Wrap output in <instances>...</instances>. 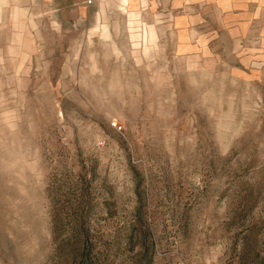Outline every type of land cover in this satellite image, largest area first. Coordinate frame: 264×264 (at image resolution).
Returning <instances> with one entry per match:
<instances>
[{"label":"rangeland","instance_id":"374dc122","mask_svg":"<svg viewBox=\"0 0 264 264\" xmlns=\"http://www.w3.org/2000/svg\"><path fill=\"white\" fill-rule=\"evenodd\" d=\"M140 3L0 2V264H264V0Z\"/></svg>","mask_w":264,"mask_h":264},{"label":"crops","instance_id":"0c3cea01","mask_svg":"<svg viewBox=\"0 0 264 264\" xmlns=\"http://www.w3.org/2000/svg\"><path fill=\"white\" fill-rule=\"evenodd\" d=\"M4 1L5 0H0V2H4ZM15 1H21V0H15ZM74 1H78L79 3H83L85 0H74ZM108 1L112 5L121 6L120 9H124L123 6H124L126 0H108ZM127 1L132 2L133 0H127ZM69 2H71V1H69ZM155 2H158L159 4L162 3L163 6H169L172 10L177 9V8H181L180 9L181 12H182V9L189 7V5H192L194 3L208 2V3L222 4L221 10L223 13H225V17L245 19V18H249V17H247V12L250 13V18L255 17L254 14L251 15V11H248L247 5L250 2L256 3L257 0H141L140 4L143 6V9L148 8L150 10L152 3H155ZM144 5H146V6H144ZM20 8H22V7H20ZM129 15L130 16H136L137 12L131 11ZM179 18H183V17L179 16ZM143 28H144V31H145V28L148 29V31H153V27L151 25H149V26L144 25Z\"/></svg>","mask_w":264,"mask_h":264}]
</instances>
